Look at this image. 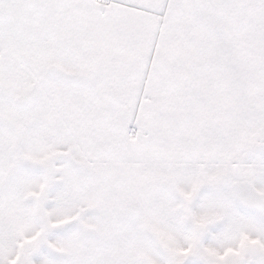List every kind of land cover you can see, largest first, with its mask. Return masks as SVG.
Listing matches in <instances>:
<instances>
[{
  "label": "snow or ice",
  "instance_id": "snow-or-ice-1",
  "mask_svg": "<svg viewBox=\"0 0 264 264\" xmlns=\"http://www.w3.org/2000/svg\"><path fill=\"white\" fill-rule=\"evenodd\" d=\"M0 264H264V0H0Z\"/></svg>",
  "mask_w": 264,
  "mask_h": 264
}]
</instances>
